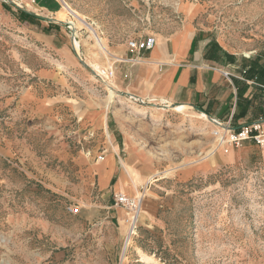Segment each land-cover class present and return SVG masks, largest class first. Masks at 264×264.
Instances as JSON below:
<instances>
[{
	"label": "rangeland",
	"instance_id": "obj_1",
	"mask_svg": "<svg viewBox=\"0 0 264 264\" xmlns=\"http://www.w3.org/2000/svg\"><path fill=\"white\" fill-rule=\"evenodd\" d=\"M14 1L63 23L0 0V264H264V151L252 141L223 149L221 126L203 112L126 98L117 77L139 62L129 41L148 35L201 31L242 58L264 55V0ZM73 104L101 108L110 134L79 137L60 124L54 115ZM108 149L121 175L127 160L140 175L131 195H144L143 212L128 248L127 215L113 197L122 223L106 229L68 210ZM156 191L161 205L149 197Z\"/></svg>",
	"mask_w": 264,
	"mask_h": 264
},
{
	"label": "crops",
	"instance_id": "obj_2",
	"mask_svg": "<svg viewBox=\"0 0 264 264\" xmlns=\"http://www.w3.org/2000/svg\"><path fill=\"white\" fill-rule=\"evenodd\" d=\"M49 17L58 20L53 15ZM46 22L59 24L55 20ZM136 54L138 63H125L127 66L117 72L121 86L128 92L141 98L185 102L199 107L204 115L235 127L264 120V55L242 58L212 34L201 31H183L168 41L157 42L151 50ZM54 118L79 137L104 139L111 131L112 119L98 107L82 109L73 104L72 113L59 112ZM115 155L108 149L103 161L94 159L90 163L93 175L89 180H81L84 186H76L78 191L71 196L82 210L78 217L86 223L93 222L97 229L109 228L116 221L122 223L113 194L119 191L131 194L140 181L139 173L128 160L126 165L122 163L121 175ZM152 193L149 196L152 203L161 205L166 197L160 191ZM81 202L88 208H82Z\"/></svg>",
	"mask_w": 264,
	"mask_h": 264
},
{
	"label": "built area",
	"instance_id": "obj_3",
	"mask_svg": "<svg viewBox=\"0 0 264 264\" xmlns=\"http://www.w3.org/2000/svg\"><path fill=\"white\" fill-rule=\"evenodd\" d=\"M157 38L154 35H148L140 40H130L129 48L133 51L151 50L155 47ZM228 75V72H224ZM216 120V119H215ZM217 125L222 126V130L215 134L219 146L222 144H230L234 147L241 146L247 141L255 143L262 151H264V120H256L251 123L241 125L237 129H230V122L224 123L216 120ZM116 205H120L127 212L126 224L127 231L124 237V247L130 246L132 238L137 234L138 225L140 223L143 212L144 195L133 196L126 192H115L113 195ZM71 213L80 211V207L76 205L68 206ZM129 245V246H128Z\"/></svg>",
	"mask_w": 264,
	"mask_h": 264
},
{
	"label": "bare ground",
	"instance_id": "obj_4",
	"mask_svg": "<svg viewBox=\"0 0 264 264\" xmlns=\"http://www.w3.org/2000/svg\"><path fill=\"white\" fill-rule=\"evenodd\" d=\"M67 8L70 10V12H72L73 14H74V16H75V18L79 21V22H82L83 24H86L88 27H90V29L92 30V32L94 33V35H95V37H96V40L98 41V43H99V45L103 48V49H106V45H105V43H104V41H103V39L98 35V33L96 32V30L93 28V27H91L87 22H85V19L77 12V11H75L74 9H71L68 5H67ZM71 21H73L74 22V20H71ZM75 39L77 38V37H74ZM74 46V45H73ZM74 48H75V46H74ZM75 50H76V48H75ZM77 51V50H76ZM78 52V51H77ZM79 53V52H78ZM80 54V53H79ZM92 68V67H91ZM93 69V68H92ZM94 70V69H93ZM95 71V70H94ZM95 73H96V71H95ZM95 76H97V77H99L100 79H102V80H104L101 76H99L97 73H96V75ZM105 81V80H104ZM105 83H106V85L109 87V88H113V86L112 85H110V84H108L106 81H105ZM117 90V92H118V88L116 89ZM116 92V93H117ZM126 98H137V96L136 95H134V94H132L131 93V95H129V96H125ZM174 108H176V109H181V108H183V106H175ZM206 116V115H205ZM216 127V126H215ZM217 129H215L214 130V134H217L218 133V131H220V130H222V128H223V125L221 126V127H216ZM227 145L226 144H222V148L223 149H227ZM127 247V246H126ZM145 258V260H148L149 262H150V260H152V257L151 256H145L144 257ZM147 261V262H148Z\"/></svg>",
	"mask_w": 264,
	"mask_h": 264
},
{
	"label": "water",
	"instance_id": "obj_5",
	"mask_svg": "<svg viewBox=\"0 0 264 264\" xmlns=\"http://www.w3.org/2000/svg\"><path fill=\"white\" fill-rule=\"evenodd\" d=\"M8 1H10V2L13 3L14 5L20 7V9L24 10L25 12H27V13L33 15V16H36V17L39 18V19L46 20V21L55 20L56 22L63 23V21H59V20H56V19H52L51 17H49V16H45V15H42V14H39V13L35 12L34 10H30V9L24 8V7L20 6L19 4H17V2H15L14 0H8ZM73 49H74L75 54L77 55V57H78V58L80 59V61L82 62L83 66H84L85 68H87L90 72H92L94 75H96L95 71L91 68V66H90L89 64H87V63L82 59L81 55L75 50L74 46H73ZM122 94H123V95H126V96L131 95L130 92H123ZM193 107H194L195 109H197L198 111L203 112L199 107H197V106H193ZM207 115H208V114H207ZM208 117H209V119H210L211 121H213V122H215L216 124H218V122H217L214 118H212L210 115H208ZM228 127H229L230 129H237V128H238V127H235V126H232V125H230V126H228Z\"/></svg>",
	"mask_w": 264,
	"mask_h": 264
},
{
	"label": "trees",
	"instance_id": "obj_6",
	"mask_svg": "<svg viewBox=\"0 0 264 264\" xmlns=\"http://www.w3.org/2000/svg\"><path fill=\"white\" fill-rule=\"evenodd\" d=\"M20 11H21L22 13L26 14V15H27V16H29V17H32V18L39 19V18H37L36 16H33V15H31V14H29V13L25 12V11H24V10H22V9H20Z\"/></svg>",
	"mask_w": 264,
	"mask_h": 264
}]
</instances>
